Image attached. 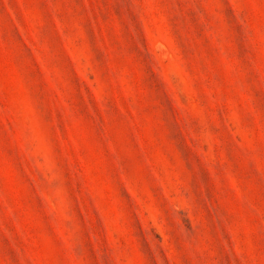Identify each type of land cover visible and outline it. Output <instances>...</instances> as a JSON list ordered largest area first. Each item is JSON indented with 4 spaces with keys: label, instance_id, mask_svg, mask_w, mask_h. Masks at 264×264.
<instances>
[{
    "label": "rangeland",
    "instance_id": "obj_1",
    "mask_svg": "<svg viewBox=\"0 0 264 264\" xmlns=\"http://www.w3.org/2000/svg\"><path fill=\"white\" fill-rule=\"evenodd\" d=\"M0 264H264V0H0Z\"/></svg>",
    "mask_w": 264,
    "mask_h": 264
}]
</instances>
